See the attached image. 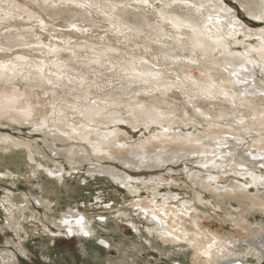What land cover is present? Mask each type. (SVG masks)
<instances>
[{"label":"bare ground","instance_id":"6f19581e","mask_svg":"<svg viewBox=\"0 0 264 264\" xmlns=\"http://www.w3.org/2000/svg\"><path fill=\"white\" fill-rule=\"evenodd\" d=\"M30 1L37 4L40 12L31 9L28 3L0 0V10L3 12L0 17V116L45 125L48 129L55 128L53 132H59L57 139L86 141L95 155L106 154L132 168L142 167L143 163L159 166L175 161L176 157H170L171 154L175 155V146H181L183 153L200 150L204 156L199 161L214 168L227 162L229 164L231 160L245 170L264 166V88L256 81L251 83L248 75L255 69V65L248 61L260 62L257 53L252 50L264 47V32L254 33L260 38L258 46L245 47L240 51L233 49L230 42L235 44L236 40L231 41L230 38L236 37L240 27L225 23L230 19L225 0L221 2L227 12L221 9L217 0H186L187 4H195V9L186 7L184 0ZM200 5L205 7L200 8ZM244 8L251 15H257L264 5L260 0H244ZM206 16H212L213 23L209 24ZM56 19H64L68 25L65 28L49 26L48 21ZM99 19L108 23L107 34L103 37L96 35ZM32 21L37 24L32 25ZM217 23L221 26L217 27ZM186 24L198 28V38L204 45L203 49L195 50V55L187 39L189 30L184 27ZM35 27L54 33L48 34L50 39L46 42V38L36 33ZM133 45L139 47L126 58L123 50L126 53ZM150 50H158L161 58L153 60L151 56L147 57L145 54ZM186 51L193 55L186 54ZM11 55L14 56L6 59ZM164 58L178 68L200 67L202 77L192 76L190 72H176L175 69L172 72L173 68L160 63ZM105 66L113 71L117 77L115 81L119 82L113 81L110 88L97 91L94 89L96 83L89 81L88 75L92 68L102 71ZM233 71L238 74L234 76ZM251 74L252 77L253 72ZM244 79H248L249 83H238V80ZM176 88L187 94L186 100L189 99L194 107V118L186 105L183 108H178L180 103H177L178 106L171 105L173 102L169 101V97ZM74 90L78 91L76 98L68 99L67 96ZM93 99L94 102L91 101ZM49 104L53 107L47 108ZM48 112L50 117H47ZM197 113L202 121L207 122L205 134L174 130V126L190 119L202 123ZM120 121L144 126L149 134L139 142L140 145L126 147L117 129ZM112 124L115 125L113 129L110 128ZM246 133L251 137L258 136L253 138L248 152L231 153V149L227 148L232 146L235 150L240 141H245ZM188 142L190 144L186 146ZM194 144L203 147L198 148ZM82 146L79 147L80 151H86ZM208 147L210 152L206 149ZM156 149L160 150L157 152ZM30 152L34 153L33 148ZM68 152L71 156L67 154L70 157L67 158L72 161L79 151L72 147L66 150ZM110 168H102V172L120 178L126 186L141 181L132 174L118 172L114 166ZM50 171L58 176L59 171L51 167ZM235 173L244 179L264 177L251 171L235 170ZM202 176L207 178L201 181L203 185L209 186L217 179L213 175ZM57 179H64V176L59 175ZM161 182V178L154 182L157 188L153 191V199H139L136 202L152 225L149 228L151 235L164 243L187 244L199 264H228L234 260L240 264H250L248 256H262L264 225L250 227L253 222L247 219L235 222V227L244 230L247 238L230 232H209L201 224V213H204L199 211L195 200L177 201L176 195L166 196L165 192L161 193ZM260 184L264 182L247 180L241 184L235 183L226 189V193L246 197L248 194L240 191L241 187L247 190V186ZM137 190H140L138 186L132 187L131 191L134 193ZM161 194V199L155 197ZM195 196L198 203L205 205L199 193ZM248 199L249 211L258 207L264 213L263 200L258 202V199L250 196ZM9 201L12 205H18L15 199L10 198ZM39 202L42 203V199ZM52 203L57 202L48 201L47 204L51 207ZM78 210L68 207L66 215L63 211V218L56 225L63 228L71 226V233L67 234L75 237V231L79 233L76 237L80 238L95 230L87 227L92 223L85 224L86 216L79 214ZM132 224L141 234L136 223ZM8 256L3 257V263L10 261Z\"/></svg>","mask_w":264,"mask_h":264},{"label":"rangeland","instance_id":"374dc122","mask_svg":"<svg viewBox=\"0 0 264 264\" xmlns=\"http://www.w3.org/2000/svg\"><path fill=\"white\" fill-rule=\"evenodd\" d=\"M15 1L23 4L28 3L31 9L40 12L37 4L30 0ZM225 3L230 10L229 18H233L234 14L238 23L236 26L243 25L236 32V37L230 38L231 41L236 40L235 44L229 41L232 48L240 51L245 47L258 46L260 38L254 33H261L264 24L252 19L255 15H251L246 8L238 7L241 5L240 1L225 0ZM2 15L3 12L0 10V17ZM101 20H98L97 37H103L107 34L108 23ZM31 24L36 25L37 23L32 21ZM48 24L54 28H65L68 21L56 19L53 22L48 21ZM35 29L36 33L42 35V38H46V42L50 39L48 34L54 33L53 31L48 33L41 27H35ZM137 47L139 46L133 45L127 49L126 53L125 50L122 52L128 58L135 53ZM151 53L156 54L151 55ZM185 53L192 54L190 51ZM145 55L151 56L153 60L157 57L161 58L158 50L153 52L150 50ZM12 56L14 55L6 59ZM169 62L167 58H164L162 62L160 61L167 68L168 66L173 68L172 72L175 69L176 72H190L192 76L202 77L200 67L178 68ZM258 65L259 62H256L254 71H250V73L253 72L252 77L255 78L253 81L250 77L251 83L252 81L257 83L264 81V75H262ZM115 76L111 69H106V66L102 71L92 68L88 75L89 81L92 80L93 83H96L94 89L97 91L110 88L113 81L117 80ZM117 82L119 81H115V83ZM181 90L179 88L174 89L175 92L170 95L169 101L173 102L171 105L180 103L181 106L177 104L178 108H183L186 105L190 115L194 118L196 115L194 107L189 103V99L186 100L187 94ZM77 93L78 91L74 90L71 95L67 96L68 99L74 100ZM184 95L185 99L183 98ZM91 101L94 102V99ZM51 107H53L52 104L47 105V108ZM197 115L201 120L200 115L198 113ZM4 116H0V137H2L0 138V264H199L193 258V251L187 244L164 243L151 235L149 228H152V225L144 217L143 211L139 210L138 205H136L139 199L147 201L154 198L153 191L157 188L154 182L155 180L159 181L160 178L162 180L161 193L165 192L166 196L176 195L177 201L182 199L195 200L199 211L204 213H201V224L209 232H230L247 238L244 230L235 227V222L247 219L253 222L250 227L264 225V213L261 212L260 208L257 207L256 210L249 211L247 207L250 204L249 196L253 197L254 200L258 199V202L264 201V184L247 186V190L243 187H241L242 190L238 188L237 191H244L248 194L246 197L232 196L226 193V189L233 187V184L252 180V178L244 179L235 173V170L251 171L257 175H264L263 165L245 170L236 166L235 160H231L229 164L227 162V164H223L224 166L214 168L210 165L205 166L206 164L199 161L204 156V153H200L199 149V151L192 149L189 153L188 151L183 153L184 150L180 149L181 146H175L177 150H174V154L179 158L181 157V160L171 154L170 157L173 159L176 157L175 161H169L165 165L157 166L143 163L142 167L140 165L132 168L124 164L122 160H117L106 154L95 155L91 145L86 141L57 139L59 132L54 133L55 128H51V130L45 126L42 127L41 124L36 125L28 121H18ZM50 116L49 113L47 117ZM200 122L203 124L190 119L179 126H174V130L176 132L179 130L195 132L196 134L198 132L203 135L208 126L206 121L201 120ZM117 126L120 131V138L129 148L132 145H140L145 136L149 134L148 130L141 125L120 121ZM114 127L115 125L112 124L110 128L113 129ZM246 135L245 141L237 142L235 150L232 146L227 149H231V153L235 151L248 152L247 149L253 144V138L258 136L251 137L248 134L246 137ZM84 143L86 148L82 146ZM189 144L190 142L186 146ZM194 145L199 146L198 148L203 147L198 144ZM81 146L86 151H80L79 147ZM72 147L74 150L78 149L79 152H77L76 157L73 154L74 158L70 161L68 158L71 154L66 153V150L72 149ZM31 148H33V154L30 152ZM113 148L116 147L113 146ZM160 149H156V151L158 152ZM206 149L209 151L210 147ZM182 156L184 157L182 158ZM47 166L56 172L59 171L57 172L58 176L62 175L64 179L58 180V176L51 173L50 167ZM113 166L118 172L132 174V177L141 181L126 186L120 178L102 172V168L111 167L110 169H113ZM203 174L213 175L217 179L211 182L209 186L203 185L201 181L207 180L202 176ZM137 186L140 190L133 193L132 187L136 188ZM197 193L205 200V205L197 202L195 196ZM155 197L161 199L163 195ZM10 198L15 199L18 205H12L9 201ZM39 199H42V203L39 202ZM176 199L173 202L176 203ZM48 201L57 202L52 203L53 209L47 204ZM70 206L73 210L79 209L77 212L86 216L85 220L89 221H85V224H93L94 227L92 224H88L87 227L89 229L94 228V234L91 233L88 235L89 237L85 235L79 238L76 237L79 233L74 231L76 236L72 237L69 235L71 232L67 234L68 228L56 225V222L63 218L62 212H67ZM132 222H135V225L141 229V234L136 231ZM263 254L259 258L254 255L248 256L249 263L264 264ZM4 256L10 257V261L3 263Z\"/></svg>","mask_w":264,"mask_h":264},{"label":"snow or ice","instance_id":"6c2138e0","mask_svg":"<svg viewBox=\"0 0 264 264\" xmlns=\"http://www.w3.org/2000/svg\"><path fill=\"white\" fill-rule=\"evenodd\" d=\"M184 2H185L186 7L193 8V9L196 8L195 4H187L186 0H184ZM217 2L220 3L221 9L224 12H227V9L224 8L221 0H217ZM260 3H261V5H264V0H260ZM204 7H205L204 5H200V8H204ZM238 7H244V0H241V5H239ZM205 19L207 20V22L209 24L213 23V17L212 16H206ZM252 19L259 21L261 24H264V11H260L257 15L253 16ZM225 23H228V24L235 26L237 22H236L235 17L233 16V18L226 20ZM220 26H221L220 23H217V27H220ZM184 27L189 30V36L187 37V39L191 45V48L193 49V54H195L196 49H203L204 48V45L200 42L198 35H197L198 28L194 27L192 25H188V24L184 25ZM239 27H243V25H239ZM234 30H235V28H234ZM262 32H264V29H262ZM262 43H264V42H262ZM252 51L257 53L259 60H260L258 66L261 69L262 75H264V47H262L260 49H253ZM192 62L195 63V61H192ZM248 63L256 65V61L249 60ZM229 66L231 67V64ZM224 70L227 71L228 69H224ZM245 71H247V70L245 69ZM232 74L234 76H236L238 73L236 71H233ZM248 75L251 77L252 74L250 72H248ZM254 79L255 78L252 77L253 81H254ZM238 83L248 84L249 80L248 79L238 80ZM261 86L264 87V81L261 82ZM253 87H255L254 83H253ZM81 115H83V114L81 113ZM41 126L44 127L45 125H41ZM164 131H167V129H164ZM229 155H231V154H229ZM205 166H207V165H205ZM241 166H243V165L241 164ZM249 175H251V174H249ZM209 179H212V177H209ZM258 180L261 182H264V177L252 176L253 183H256ZM65 223H67V221H65ZM77 223H80V221H77Z\"/></svg>","mask_w":264,"mask_h":264},{"label":"water","instance_id":"95a60500","mask_svg":"<svg viewBox=\"0 0 264 264\" xmlns=\"http://www.w3.org/2000/svg\"><path fill=\"white\" fill-rule=\"evenodd\" d=\"M234 261L237 262V260H234ZM234 261H233V262H230V263H228V264H240L239 262L236 263V262H234ZM241 264H244V263H241Z\"/></svg>","mask_w":264,"mask_h":264},{"label":"crops","instance_id":"0c3cea01","mask_svg":"<svg viewBox=\"0 0 264 264\" xmlns=\"http://www.w3.org/2000/svg\"><path fill=\"white\" fill-rule=\"evenodd\" d=\"M85 219H86V217H85ZM66 228H68L67 230L70 232V230H71V226H68V225H67Z\"/></svg>","mask_w":264,"mask_h":264}]
</instances>
